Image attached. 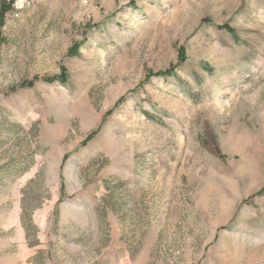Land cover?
<instances>
[{
	"label": "rangeland",
	"instance_id": "1",
	"mask_svg": "<svg viewBox=\"0 0 264 264\" xmlns=\"http://www.w3.org/2000/svg\"><path fill=\"white\" fill-rule=\"evenodd\" d=\"M0 264H264V0H0Z\"/></svg>",
	"mask_w": 264,
	"mask_h": 264
}]
</instances>
